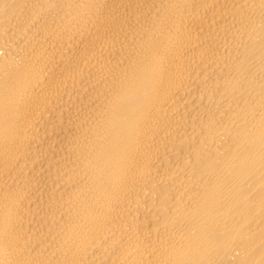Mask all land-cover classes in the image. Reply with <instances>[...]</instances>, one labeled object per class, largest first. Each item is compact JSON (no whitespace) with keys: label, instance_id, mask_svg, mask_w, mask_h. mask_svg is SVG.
Masks as SVG:
<instances>
[{"label":"bare ground","instance_id":"1","mask_svg":"<svg viewBox=\"0 0 264 264\" xmlns=\"http://www.w3.org/2000/svg\"><path fill=\"white\" fill-rule=\"evenodd\" d=\"M0 264H264V0H0Z\"/></svg>","mask_w":264,"mask_h":264}]
</instances>
